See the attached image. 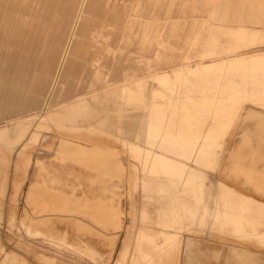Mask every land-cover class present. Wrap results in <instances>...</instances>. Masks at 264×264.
I'll use <instances>...</instances> for the list:
<instances>
[{"label":"bare ground","instance_id":"bare-ground-1","mask_svg":"<svg viewBox=\"0 0 264 264\" xmlns=\"http://www.w3.org/2000/svg\"><path fill=\"white\" fill-rule=\"evenodd\" d=\"M15 1H17L18 4V0H13V2ZM73 1L80 2L81 0H68L65 9L70 8L74 3ZM41 6L42 5H38L37 7L36 10L37 18H40L43 15ZM15 11H16L15 9L11 10V13H13V17H14V19L12 20L13 23L14 20L18 18L17 16L18 13L20 12L17 9V13L14 14ZM261 11L262 14L264 15L263 9ZM63 13H61L62 20L58 29V32L60 33L61 31V34L66 25V20H65L66 18ZM169 13L171 14V12ZM263 15L262 18L256 21L257 23L264 25ZM167 17H169V14ZM162 19H164V16ZM160 24H162V22ZM12 26L13 25L4 26L3 29L0 30V32L8 33L7 30L9 31L12 28ZM27 26L31 29L30 34L32 33L33 39L36 38L42 39V41L35 42L37 46L39 45L40 47V45H42L44 41L46 42V35L45 36L41 35L40 27H38L37 20L34 21L33 26L29 24H27ZM125 27L127 29V25ZM261 30L263 31L264 27L260 29L257 28L243 29L244 35L242 36L244 37V41L246 42V40L247 41L250 40L253 43L254 42L257 43L259 39H262L260 34ZM107 37L109 39V36ZM48 40H51V38H49ZM262 54H264V51L258 50L257 52L242 55L241 57H231L226 59H224L223 57L224 60H219V61L216 60L215 62L208 64L207 66L203 62V66L205 69L204 71L205 73H208L209 70L212 67H214L213 65H217L218 69H227V67L234 68L239 65L238 63L241 62L246 66L248 65L251 66L250 65L251 57ZM22 58L25 59L23 55L19 54L17 56V62L20 64H26V62L23 63ZM11 59H12L11 53H7V54L0 53V63H4V62L7 63ZM240 68L241 67H239V69ZM91 69L93 71L94 76H92L89 72H87L84 73L81 80L79 79V75L81 74L79 72L68 70L65 71L66 72L65 74L57 75V78H54L53 77L54 73H52L51 69H48L47 72L45 73V76L48 77L49 81L56 79V81H61V82H67V81L76 82L80 80L84 85L83 91H81L76 97H74V99L63 98L57 101H51L46 107V111L43 113L39 112L40 111L39 109H35V112H31V109L27 110L28 115L26 117L20 118L22 126L23 127L26 126L27 128L26 131L24 132L22 144L18 150V158L14 160L18 171H21V173L18 174V176H16V178L13 180L12 196H15V193L17 192L18 189L20 176L23 175V172L26 170L28 175H27L25 187L23 188L20 194L19 205L22 203L24 204L22 219L20 222L22 223V226L26 228L29 234H35L36 236L37 235L49 236L54 239L60 236L58 240L62 239V241L60 240L61 242L66 243L71 247H74V249L75 247L78 248L79 246L82 248L83 244L81 245L78 242L80 244L79 245L78 243L76 244L73 241L71 242L68 239L71 236L76 238L78 241L84 238L86 240H91V241H93V239L95 238H99L98 240H100L104 246L106 245L107 247H109L108 256L112 257L114 255V252L116 251L117 243L119 241V237L121 236L120 235L121 231L125 230V236L123 239L124 245L130 239L132 240V237L134 236L133 224L131 223H133L132 219L134 216V210L136 206L133 204L134 202L133 197H134L135 188L141 187L145 192L146 202L148 201V204L145 203L141 209L142 217L146 221V223H155V222L158 223L164 220H172L173 222L181 224L183 226L194 224L201 226L203 227V229H205V230L202 229L201 232H195L193 231L194 229L192 231L187 230L183 235H180L177 239L175 238V236L169 238L167 237L168 238L166 240L167 242L164 245L163 244L160 245L159 242L156 243V247H155L156 250L163 245L162 246L163 252L167 258V262H166L167 264H180L182 254L184 255L185 258L184 264H202V262H204L203 257L200 258L202 256V252L200 251L199 255L195 254L196 248L200 246V240L198 239L200 237H207L211 239V240L209 239V241H211L212 245L209 246L210 250L209 253L207 254V258L209 259V264H219V263L220 264H264V244L262 243L258 244V242L247 243L245 241L231 237L230 235L222 236L221 235L222 233L220 232H217L218 233L217 234L208 230L207 227L215 223L229 224L231 222L229 220L230 219L229 211L227 209L232 208L231 206L232 204L229 202H224L226 205V209H225L221 206L223 204V203L221 204L222 200H219L216 197H214L213 199L210 198L211 200L207 199L208 196H206L207 194L205 192V189L201 187V185L197 184V181H199L200 179L198 180L195 179L193 177L194 175H192L193 173H191V171L195 169L190 171V169L186 166V164L174 165V169H172V172L176 173L180 179L179 193L175 195L173 194V192L171 193L169 191L171 189L168 190L166 187L163 186L162 188L156 189L153 183L151 182L152 180L151 181L144 179L137 180V176L135 175L134 171L131 169V161H129V157L139 158L138 152H141V149H143L139 144V141L141 140V138L142 139L145 138L146 140V138H149L151 134L148 125L150 124L156 125L158 126V128L160 127L162 130H165L167 129V127L171 126L168 122L167 123L170 126L161 122V115L163 113L164 105L162 106L159 103H162L163 100L162 102L159 103L157 102L156 104L155 103L153 104V102L148 97V91L146 90V88L148 87V84L151 80L158 81L160 83H170L172 81L171 80L172 73L162 71V72L151 73L145 76H136L135 73L134 75H129L126 82L121 83L120 86H116V84H114V82L110 80L109 76L104 77L103 76L104 74H102L101 72H97V71L95 72L93 70V67H91ZM39 70H41V68ZM235 71H238V69H235ZM172 72H174V75L176 76L177 80L179 81L181 80L179 82V87H180L182 86V79L186 77L187 73L198 74L200 70H194L193 68H183L180 66L179 68L174 69ZM263 73L264 72L262 71V74ZM227 74L230 73L228 72ZM8 75L10 74L4 73V76H8ZM22 77H25V75L18 74L16 79H14V81L17 82L18 88H21ZM102 78H105V82H103ZM225 79L224 81H226ZM228 80L231 79H227V81ZM52 85L53 84L51 83L48 85V87L49 86L51 87ZM170 86L171 85H169V87ZM48 87L45 88L44 86L43 88L47 89ZM240 87L237 88L241 89ZM151 91H152L151 95L153 97H158V96H160V98L167 97V95L160 90L152 89ZM203 94L207 95L206 89H204ZM212 95L213 98H215V101L213 102L215 106L213 111L215 113H218L221 109V106L219 107L218 105L219 102H222V99L220 98V96L222 95L220 94V92H217ZM249 105H253V104H249ZM199 106H201L202 109L205 108V105L201 103ZM253 106L246 105L243 106L242 109H237L236 107L230 110V112L232 110L233 111L238 110L237 111L238 116L233 126V131L231 132V135L228 139L227 147L225 148L224 151V157L218 169L217 174L227 177L233 176L235 178H239L242 184V188H244V191L252 190L260 196L259 198L264 199V171L262 173V171L260 170H254V167L251 170V167L255 165L254 163L256 161L255 152L258 149H261V147H264V110L262 109L264 106L262 108L258 106L257 107H253ZM27 109H29V107H27ZM222 109H227V107L226 108L223 107ZM219 114L220 113H218V116ZM223 114L225 115L226 111ZM218 116L216 114V117ZM220 117L223 118V116ZM171 118L173 117L171 116ZM197 118L199 117L197 116ZM47 122L49 123V127L52 128V132L55 135L53 136L52 141L49 140L46 145H43L40 148H38L36 143L35 144L32 143L35 142L36 138L38 137L37 135L38 131L49 130V129H45L47 128V126L45 125V123ZM206 122L204 121V123ZM181 125H182V121H181ZM58 127L61 129H58ZM186 128L188 129V127ZM235 129L238 130L237 133L234 132ZM155 132L157 133V131ZM155 132L152 133L155 134ZM182 132L179 133L180 135L178 140H180L181 142L182 141L186 142L187 136L184 135V133ZM233 132L235 136L233 135ZM175 134L173 133V136ZM202 134L203 135H201V137L202 140H204L207 132L204 131L202 132ZM121 146L124 147L123 148L124 151L119 149V147ZM112 151L119 152L129 162V171L127 172V174L124 173V170L122 168L110 162L113 160L109 156V154ZM127 151H129L130 155H128ZM195 151H198V148H196ZM155 158H159V159L161 158L160 160L166 159L161 154L160 156L159 155L153 156L148 154L147 156H145V161H143L144 162L143 166L145 167V169L147 168L150 171H154L151 169L154 168L155 164H152L151 162ZM245 161H248V165L244 164ZM164 168H173V166L166 165L164 166ZM31 169H33L32 172H30ZM210 174H212V172ZM164 175L169 176L170 174L165 173ZM219 175H217V178L220 181L225 182L224 180L220 179ZM248 178H252L253 181L252 185L249 187L243 184V181H245ZM125 182H127V186ZM225 183H229V182H225ZM174 192L176 191L174 190ZM182 193H184V195L185 193L194 194L193 195L194 196L193 199H195L194 203H190L191 200L189 202L186 201ZM208 194H210V191H208ZM166 198L167 200H165ZM126 201H128V208L126 207ZM165 201H168L167 204ZM154 205L160 206V208L157 207L156 212L158 216L153 218L149 216L148 211L152 209ZM127 215H129L128 216L129 223L125 222V217ZM219 216H222V219H220ZM248 218L254 219L255 217L248 214ZM260 219L264 220L263 218ZM236 230L239 234H244L245 236L248 235L246 228L242 226H238ZM199 234H203V235L200 236ZM223 235L225 234L223 233ZM257 236L260 238V242H264V232L261 231L257 232ZM85 248L84 250L85 251L89 250L88 253L93 258H95L94 256H98V252H100V250L99 251L95 250L91 244L90 247L88 246V249ZM0 251L3 252V249L1 248ZM160 253H162V251ZM6 255L7 257L3 259L2 264H28V261H25V258L22 259L21 255H19L14 251H8Z\"/></svg>","mask_w":264,"mask_h":264},{"label":"rangeland","instance_id":"rangeland-1","mask_svg":"<svg viewBox=\"0 0 264 264\" xmlns=\"http://www.w3.org/2000/svg\"><path fill=\"white\" fill-rule=\"evenodd\" d=\"M67 1L68 0H52V1L50 0L48 2L49 8L47 9L44 7L47 4L45 0L38 1V5H42L41 10L43 13V15L40 18H37L38 27H40L41 34L42 36H45V34L48 33L49 35L54 36L55 40H47L46 42L44 41L43 44L40 45V47L39 45L37 46L38 49V53L36 54L37 64L39 68L41 67V70H43V72L42 73L38 72L37 74H34V77L36 78H34L31 84L29 79H27V77H30L29 75L26 76L24 74L25 77H22L21 88H18L19 91L16 92L17 95H20L22 102L20 118L26 117L28 115L27 110L31 109V112H35V109H39L40 110L39 112L43 113L46 111V107L51 101H57L63 98L74 99V97H76L81 91H83L84 85L80 80L84 75V73H81L82 75L81 74L79 75L80 80L76 82H72V81L61 82V81H56V79L49 81L48 77L45 76V73L47 72L48 69H51L52 73H54L53 74L54 78H57V75L65 74L66 73L65 71L71 70L70 67L71 58L72 55L74 54V51L76 50L77 34L80 32L82 25L84 23L83 20H84L85 2L87 0H83V1L81 0L80 2L73 1L74 2L73 5L70 8L65 9L66 4L68 3ZM199 2L198 0H190L189 3L195 5L196 3ZM131 3H132L131 0H129V24L133 16L132 12L134 9V4ZM228 4L231 5L233 4V2H228ZM246 4L251 5L254 4V2L249 1ZM212 5L213 6L211 9L210 18L209 17L206 18L201 14L196 15L194 13V20L199 23V26L205 24L207 28L215 30L216 33L220 32L221 35L227 37L228 39H231L232 41H234L236 38H239L238 36L240 35L239 33L240 29H247L248 26L262 28L263 24L261 25L259 23L256 24L253 22L255 19L253 18L252 15L254 11L252 7H247L246 9H244V13L246 15L244 18H238L235 16L234 13L235 9L226 8L227 11L226 10L221 11L219 1L215 2ZM0 12H3V10H1ZM34 12L35 10L33 11V13ZM61 13H63L66 18L65 19L66 25L62 34L61 31L60 33L58 32L62 20ZM219 15H221V17ZM17 17L18 18H16L14 20V23L12 24L13 25L12 28L9 31L7 30V32L15 35H21L26 33L30 34L31 29L27 26L26 23L22 22L21 20L22 13L20 14L19 12ZM35 19L36 18L32 17V21ZM117 22L118 21L116 19L114 26L111 28V32H115L119 30L120 25ZM260 34L262 39H259L257 43L256 42L253 43L250 40L249 41L246 40L244 45L237 48L238 52H232L233 50H231V52H229L226 55V58L241 57L242 55L257 52L258 50L264 51V30L263 31L261 30ZM118 39L120 40V36H118ZM26 43L27 42H22V51H20L19 53L20 55H23L25 57V59L22 58L23 63L27 62L29 58V52H27L25 48ZM32 43L34 46V42ZM46 46H48L47 47L48 50H46ZM106 52L107 50L105 49L104 54H106ZM4 53L7 54L10 52H3V54ZM226 58L224 57V59ZM224 59L214 58V60H211L210 62H206L205 58H201L199 56L198 57L199 61H197V63L188 62L184 64L181 67L193 68L194 70H200V72L198 74L187 73L186 77L182 79V86L180 87H179V82L181 80L179 81L176 79L174 72H170L172 73V78H171L172 81L170 83H160L154 80H151L149 82L148 87L146 88V90L148 91V97L153 102V104L154 103L156 104L157 102L158 103L162 102L163 100L162 103H159L162 106L164 105L163 113L161 115V122L167 124L168 126L170 125L171 126L167 127V129L165 130H162L160 127L158 128V126L156 125L153 124L148 125L151 131L149 138H146V140L145 138L143 139L141 138V140L139 141V144L143 148L141 149V152H138L140 159L129 157V161H131V169L134 171L135 175L137 176V180H143V179L149 181L152 180L151 182L153 183L156 189L162 188L163 186L166 187L168 190L171 189L169 191L171 193L173 192L174 195L178 194L180 189L179 186L180 179L176 173L172 172V169H174V165L186 164V166L190 169V171L195 169L193 170L194 172L191 171V173H193L192 175H194L193 177L195 179L197 180L200 179L199 181H197V184L201 185V187L205 189V192L207 194L206 196L209 197V198L207 197V199L211 200L214 197H216L219 200H222L223 202L221 201V204L222 203L223 204L221 206L225 209H226V205L224 202H229L232 204L231 205L232 208L227 209L229 211V218H230L229 220L231 222L229 224L215 223L211 226H208L207 227L208 230L214 233L220 232L222 233L221 234L222 236L230 235L231 237L245 241L247 243L258 242V244L259 243L264 244V242H260V238L257 236V232L260 231L264 232V220L260 219V218L264 219L263 216L264 199L259 198L260 196L252 190L244 191V188H242V184L239 178H235L233 176L227 177L217 174L218 169L224 157V151L225 148L227 147L228 139L231 135V132L233 131V126L238 116V112H237L238 110L235 111L232 110L231 112L230 110L236 107L237 109H242L243 106L246 105L247 106L256 105L253 107L258 106L261 108L264 106L262 105L264 104V93H262L264 92V81H263L264 73L262 74V71L264 72V54L258 56H252L250 60L251 66L249 65L246 66L241 62L238 63L239 65L236 66L237 68L236 67L232 68L229 66L230 68L227 67V69H218L217 65H213L214 67H212L208 73H205L203 62L207 66L208 64H211L216 60L219 61ZM239 67L241 68L239 69ZM235 69H238V71H235ZM228 72L230 74H227ZM235 72L238 75H236ZM89 73L92 76H94L92 69ZM13 78L14 77H12L11 74L8 76H4V73L0 74L1 99L10 95V88L12 87L11 82L14 81ZM225 78L231 80H228L229 81L228 82L227 79ZM224 79L226 81H224ZM51 83L53 85L51 87L50 86L48 87V85ZM239 83L243 85L241 86ZM169 85L171 86L169 87ZM44 86L45 88L46 87L48 88L44 89L43 88ZM237 87H240L241 89ZM152 89H157L164 92L167 95V97L166 98H162V97L160 98V96L153 97L151 95ZM204 89L207 90V95L203 94ZM217 92H220V94L222 95L220 96L222 102H219L218 105L219 107L221 106V109L218 112L220 113L219 116L218 113H215L213 111L215 107L213 104L215 98H213L212 94H215ZM252 92L256 94L254 95ZM208 95H210L211 97ZM200 103L205 105L204 109H202L201 106H199ZM249 104H253V105H249ZM222 106L224 108L227 107V109H222L223 108ZM27 107H29V109H27ZM262 109L264 110V107ZM222 110L223 113H225L226 111L225 115L222 113ZM216 114L218 117H216ZM171 116L173 118H171ZM197 116L199 118H197ZM220 116H223V118ZM208 120L211 122H209ZM181 121H182V125H181ZM204 121L207 122L204 123ZM7 125L11 126L12 124L11 123L7 124L4 120H1L0 130ZM45 125L47 126V128L45 129H49V130L38 131L37 132L38 137L36 138L35 142L32 143V144L36 143L38 148H40L43 145H46L49 140L52 141L53 136L55 135L52 132V128L49 127V123L47 122L45 123ZM186 127H188V129ZM58 129L61 128L58 127ZM174 129L176 132L174 131ZM155 131H157V133ZM204 131L207 132V134L205 135V139L202 140L201 135H203L202 132ZM152 132H155V134ZM181 132L187 136L186 142L184 141L181 142L180 140H178L180 135L179 133ZM234 132L237 133L238 130L235 129ZM234 132L233 135L235 136ZM173 133L176 134L173 136ZM123 148L124 147L122 146L119 147L120 150L124 151ZM196 148H198V151H195ZM18 149L19 148L13 147L12 140L10 139L9 141L0 142V215L2 216V217L0 216V250L1 248L3 249V252L0 251V264H2L3 259L7 257L6 253L8 251H14L18 253L19 255H21L22 259L25 258V261H28V264H45V263L59 264L60 262L62 264L64 263L65 264L66 263L67 264H103V263L104 264H116V263L117 264H167L166 263L167 258L163 252L162 246L167 242L166 240L169 237L175 236V238L177 239L180 235H183L187 230L192 231L194 229L193 231L195 232H201L203 229V227L194 224L183 226L181 224L173 222L172 220H164L158 223L156 222L146 223V221L142 217L141 209L145 203L148 204V201L146 202L145 199L146 195L143 189L141 187H138L135 188L134 197H133V201H134L133 204L136 206L134 210V216L132 219L133 223H131L133 224L134 236L132 237V240L130 239L124 245L123 239L125 236V230L121 231L120 233L121 236L119 237L116 251L114 252V255L112 257L108 256L109 247H107L106 245L104 246L102 242L98 240L99 238H95L93 239V241L86 240L85 238L82 239L83 241L82 240L78 241L76 238L70 235L71 239L70 238L68 239L71 242L73 241L76 244L78 242L81 245L83 244L82 248L79 246L78 247L79 249L77 247H75L74 249V247H71L68 244L61 242L62 239L58 240L60 236L54 239L49 236H39V235L36 236L35 234H29V232L26 230L24 226H22V223L20 222L22 219L24 204L21 202L22 204L19 205L20 194L23 188L25 187V183L27 180L28 174L26 170L23 172V175L20 176L18 189L17 192L15 193V196H12L13 180L16 178V176H18V174L21 173V171H18L15 161L13 162V160H16V158H18V152H17ZM127 152L128 155H130L129 151ZM148 154L153 156L154 155L160 156L161 154L166 159L160 160L161 158L160 159L155 158L153 159L152 162L150 161L152 164H155L154 168L151 169L154 171H150L147 168L145 169V167L143 166L144 165L143 161H145V156H147ZM255 154H256L255 157L256 161L254 163L255 165L251 167V170L254 167V170H260L263 173L264 147L258 149L255 152ZM109 156L113 159L110 162L122 168L124 170V173L127 174V172L129 171V162L125 159V157L121 155L119 152H115V151H112L109 154ZM244 164L248 165V161H245ZM166 165L173 166V168H164V166ZM32 171L33 169L30 170V172ZM211 172L212 174H210ZM165 173H169L170 175L166 176L168 174L164 175ZM217 175L220 176V179L224 180L225 182H229L230 184L220 181L217 178ZM252 182H253L252 178H248L245 181H243V184L249 187L252 185ZM125 183L127 186V182ZM174 190L176 192H174ZM208 191H210V194H208ZM182 194L184 195V193ZM185 195H184V199L186 201L189 202L191 200L190 203H194L195 200L193 199L194 194L185 193ZM167 198L165 200H167ZM168 201H165L166 204ZM238 202L241 204H239ZM126 207L128 208V201H126ZM157 207L160 208V206L154 205L153 208L148 211L150 217L154 218L158 216L156 212ZM248 214H250L255 218L249 219ZM128 216L129 215L126 216L127 218L125 217L126 223H129ZM219 217L220 219H222V216ZM238 226H242L246 228L248 235L245 236L244 234H239L236 230ZM223 233L225 235H223ZM199 235L201 236L203 234H199ZM158 242L160 243V245L161 244L163 245L160 246L161 249L158 248L156 250L155 247H156V243ZM90 244L93 246L95 250L97 251L100 250L101 252V253L98 252V256H94L95 258L91 257V255L88 253L89 250L86 251L84 250L85 247L88 249V246L90 247ZM161 251L162 253H160ZM83 252L88 254L86 255ZM199 253L200 250H198V252L195 251V254L199 255Z\"/></svg>","mask_w":264,"mask_h":264},{"label":"crops","instance_id":"crops-1","mask_svg":"<svg viewBox=\"0 0 264 264\" xmlns=\"http://www.w3.org/2000/svg\"><path fill=\"white\" fill-rule=\"evenodd\" d=\"M38 1L18 0L17 4V1L13 2V0H0V11L3 10V12H0L2 13L0 14V30L4 26H11L13 24L12 20L14 17L13 13H11L13 9L16 10L14 14L17 13V9L20 11V14L22 13L21 20L24 23L34 25V21L37 20L36 10ZM45 1L47 4L44 7L47 9L49 8L48 2L50 0ZM199 1L200 3L194 5L189 3L190 0H131V4H134V9L129 24V0H87L85 2L84 23L80 32L77 34V46L71 58V70L79 73H87L93 67L95 72H101L104 74V77L109 76L110 80L116 86H120L121 83L127 81L129 75L136 73V76H145L155 72H172L174 69L188 62H197L199 56L201 58L205 56L206 62L214 60V57L226 58V55L231 50H233L232 52H238L237 48L244 45L245 41L242 36L244 35L243 29L239 30V38L232 41L221 35L220 32L216 33L215 30L207 28L205 24V26H199V23L194 20V13L210 18L212 4L219 1L221 11H227L226 8H233L235 9V16L238 18H244L246 16L244 9L252 7L254 9L252 15L255 19L253 22L257 24L256 20L262 18L263 15L261 10H264V0ZM249 1L254 2V4H246ZM228 2H233V4L230 5ZM34 10L35 12L33 13ZM166 11L169 17H167L168 14ZM163 16L165 20L162 19ZM219 16L221 17V15ZM32 17L36 19L32 21ZM116 19L120 25L119 30L111 32V28L114 26ZM161 22L162 24H160ZM126 25L127 29L125 27ZM263 27L264 25H262ZM247 28L260 29L261 27L248 26ZM45 35L46 41L49 38L55 40L54 36L48 33ZM107 36H109V39ZM118 36H120V40ZM39 40L41 41L42 39H33L32 33L15 35L0 32V53L10 52L12 58L7 63H0V74H11L14 77L13 79H16L18 74L29 75L30 77H27V79H29L31 84L34 78H36L34 74L43 72V70H39L41 67L39 68L36 59L38 49L35 42ZM22 42H27L25 48L29 52V58L26 64L17 62V56L22 51ZM32 42H34V46ZM47 47L46 50H48ZM105 49L108 50L106 54H104ZM102 79L105 82V78ZM11 83L10 95L3 99L0 98V121L4 120L7 124L11 123L12 125H7L0 130V142L9 141L10 139L12 140L14 148H20L27 127H23L20 120L22 102L20 95L16 93L19 91L17 82L12 81ZM198 239L200 240V246L196 251L198 252L200 250L202 252V256L200 257L204 259L202 264H209L207 254L210 250L209 246L212 243L207 237H200ZM184 259V255L182 254L180 264H184Z\"/></svg>","mask_w":264,"mask_h":264}]
</instances>
